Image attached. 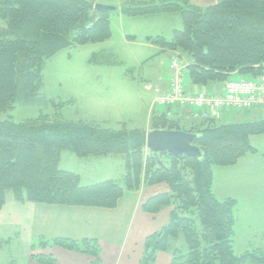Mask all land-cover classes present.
<instances>
[{
  "label": "trees",
  "instance_id": "obj_1",
  "mask_svg": "<svg viewBox=\"0 0 264 264\" xmlns=\"http://www.w3.org/2000/svg\"><path fill=\"white\" fill-rule=\"evenodd\" d=\"M97 4L104 8L96 9ZM119 11L181 17L183 27L170 39L158 35L148 40L189 59L183 62L194 88L213 91L235 75L254 78L264 71V0H218L206 7L189 0H0L5 21L0 27V112L36 102L46 61L61 50L109 39L111 15ZM150 127L195 133L193 144L202 156L153 152L146 146L147 131L125 124L115 129L45 114L20 122L0 120V210L9 190L19 202L114 208L126 190L164 182L170 191L151 197L143 209L173 210L168 223L145 239L141 264H153L159 252H169L172 264L264 263L263 250L235 252L237 199L220 200L213 192L214 168L233 165L255 151L250 137L264 134V118L224 123L212 117L182 124L167 112H154ZM66 149L80 157L123 155L125 183L108 179L82 185L79 174L58 167ZM181 236L187 251L178 245ZM47 242L39 239L40 246L52 242L93 257L101 252L95 239L57 237ZM33 259L56 264L52 255Z\"/></svg>",
  "mask_w": 264,
  "mask_h": 264
},
{
  "label": "rangeland",
  "instance_id": "obj_2",
  "mask_svg": "<svg viewBox=\"0 0 264 264\" xmlns=\"http://www.w3.org/2000/svg\"><path fill=\"white\" fill-rule=\"evenodd\" d=\"M164 19L113 13L109 39L64 49L48 59L43 67V85L36 102L18 104L10 110L1 111L0 120L10 118L20 122L45 114L55 120H87L115 129L121 127L119 122L125 123L128 128L145 127L148 108L154 97V90L146 85L155 84V71L161 61L164 62L163 66L168 62L167 55L158 52L157 44L149 41L148 37L157 36L156 32L165 33L168 22ZM4 26L5 21L0 18V27ZM167 36H171V31ZM187 118L190 122L197 119L189 115ZM263 118L264 110L260 111L259 108L227 111L224 117H219L220 122L224 123ZM250 143L255 151L247 152L233 165L214 168L217 192L230 194L237 199L233 242L237 254L264 251V134L252 135ZM101 162L105 161L89 162L86 157L66 149L61 152L58 167L83 174L85 180L93 183L97 178H103L102 173L111 167ZM112 169L116 181L123 184L115 167ZM12 199L15 200L13 191L9 190L7 201ZM11 234L7 232L8 237L0 238L7 240L0 248V264H22L19 253L23 248V239L20 236L17 238V235L9 237ZM178 245L184 251L188 250L182 236ZM246 264L264 263L248 261Z\"/></svg>",
  "mask_w": 264,
  "mask_h": 264
},
{
  "label": "crops",
  "instance_id": "obj_3",
  "mask_svg": "<svg viewBox=\"0 0 264 264\" xmlns=\"http://www.w3.org/2000/svg\"><path fill=\"white\" fill-rule=\"evenodd\" d=\"M106 1L108 4H120L122 1L126 0ZM189 1L196 5L206 7L215 4L218 0ZM116 13L121 12L119 11ZM162 14H166V16L162 17L161 14L144 16L145 18H166L164 20L168 22V27L165 28V33L156 32V35L170 39L175 30L183 27V21L176 13ZM169 31H171L170 37L167 36ZM131 38H133V36H131ZM157 46L156 49L158 52L167 55L168 62L163 66L164 62L161 61L160 69L157 68L155 71V84L146 85L147 88L154 90V97L148 108V123H146L145 127H141L147 131L151 130V128H149L150 119L154 111L167 112L171 117L181 121L182 124H189L191 121L187 118V114H181L180 110L177 108L172 110L169 107H157L153 105L156 96L166 92L169 88L170 59L176 56V54L180 55L177 51L167 49L160 45ZM181 57L182 61L186 63L189 62V59L185 55ZM222 88L223 84H220L217 90H221ZM206 91L211 90L209 89ZM226 113L222 112L218 116H214V118L220 120L221 118L219 119V117L222 115L224 117ZM119 123L121 127L125 124L123 122ZM119 156L120 155L115 154L114 156L86 157L89 162L101 160L106 162H101L102 164H108L111 167L107 168L109 169L108 171L102 173V175H104L103 178H97V180H95L96 182L93 183L89 182L90 180H85L83 174H79L81 183L84 182V185H92L108 179L116 181L117 178L114 177L115 174L112 169V167H115L119 174L120 181L124 184L127 172L125 157ZM110 160L116 162H110ZM75 173L78 174V172ZM217 184L218 182L215 180L214 173L213 187L216 196L221 199L231 197L230 194L217 192ZM169 191V185L164 182L147 184L136 191L126 190L117 206L114 208L80 205L67 206L30 201L19 202L13 199L12 201L8 200L3 209L0 210V238L8 237V232L13 233L9 237L17 235V238L21 237L23 239V248L19 253V259L22 264H41L33 259V256L40 254L52 255L56 259V264H141L145 239L150 234L162 229L168 223L173 210V206H167L159 212L152 213L145 211L143 209V204L151 197ZM6 228L11 230H6ZM12 230H14V232H11ZM57 237L75 240L95 239L100 246V255L98 257H93L62 248L49 242ZM41 238L47 239L49 243L47 242L48 244H46V246H40L39 240L37 241V239ZM6 241L5 239L0 240V248ZM153 264H172V255L169 252H159Z\"/></svg>",
  "mask_w": 264,
  "mask_h": 264
},
{
  "label": "built area",
  "instance_id": "obj_4",
  "mask_svg": "<svg viewBox=\"0 0 264 264\" xmlns=\"http://www.w3.org/2000/svg\"><path fill=\"white\" fill-rule=\"evenodd\" d=\"M169 71V88L156 96L154 106L178 108L197 119H209L226 111L264 110V71L254 78L232 77L216 91L192 87L187 66L178 56L170 59Z\"/></svg>",
  "mask_w": 264,
  "mask_h": 264
},
{
  "label": "water",
  "instance_id": "obj_5",
  "mask_svg": "<svg viewBox=\"0 0 264 264\" xmlns=\"http://www.w3.org/2000/svg\"><path fill=\"white\" fill-rule=\"evenodd\" d=\"M96 9H103L104 6L97 4ZM197 135L182 130L156 129L147 132L146 146L153 152H168L174 156L201 157L202 153L198 146L193 144Z\"/></svg>",
  "mask_w": 264,
  "mask_h": 264
}]
</instances>
